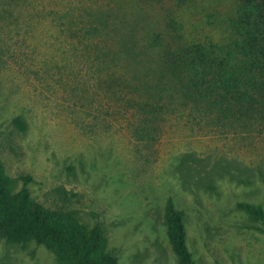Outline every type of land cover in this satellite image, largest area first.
<instances>
[{
    "label": "rangeland",
    "instance_id": "374dc122",
    "mask_svg": "<svg viewBox=\"0 0 264 264\" xmlns=\"http://www.w3.org/2000/svg\"><path fill=\"white\" fill-rule=\"evenodd\" d=\"M29 5L0 31V161L12 190H20L21 177L29 176L31 199L74 213L89 228L99 226L117 264H177L164 219L169 198L184 213L195 264H264V224L237 208L244 202L264 212V133H245L209 112L177 104L163 115L157 141L145 145L126 119L102 114L98 108L106 102H98L93 87L89 95L80 91L81 46L59 26L69 25L59 19L65 15L78 26L102 23L110 46L131 32L140 47L142 38L160 32L170 7L186 41L212 43L229 53L240 38L241 0L171 5L30 0ZM135 51L132 70L151 80L156 52ZM231 53L241 59L238 50ZM19 116L24 132L12 124ZM0 264L59 263L43 246L0 238Z\"/></svg>",
    "mask_w": 264,
    "mask_h": 264
},
{
    "label": "trees",
    "instance_id": "16d2710c",
    "mask_svg": "<svg viewBox=\"0 0 264 264\" xmlns=\"http://www.w3.org/2000/svg\"><path fill=\"white\" fill-rule=\"evenodd\" d=\"M139 1L158 5L184 2ZM241 3L243 15L236 31L240 38L233 42L229 53L212 43L186 41L170 7L164 13L163 28L147 39L142 38L140 47L131 32L110 46L104 24L78 26L72 16H60L59 19L69 22L64 27L62 21L61 32L81 46L76 59L85 72L84 79L79 80L80 91L89 95V87H93L100 98L98 102H106L98 108L102 114L126 119L133 125V135L148 146L162 133L163 115L177 104L209 112L219 120L236 124L245 133H264V0ZM29 4L30 0H0V31L8 26L14 12ZM136 45L157 54L151 80L132 70L139 56ZM232 49L239 51L241 59H233ZM87 74L92 75V81ZM12 124L20 132L27 128L21 116L13 119ZM21 180V189L14 192L0 161V238L11 245L43 246L59 264H117L116 252L107 249L99 226L89 228L74 213L43 207L30 197L27 184L31 178ZM237 208L264 224V212L259 206L240 202ZM164 219L177 264H195L186 243L184 213L176 209L170 198Z\"/></svg>",
    "mask_w": 264,
    "mask_h": 264
}]
</instances>
